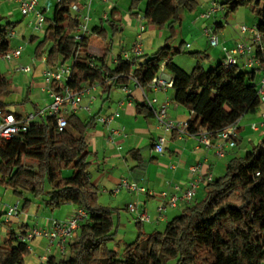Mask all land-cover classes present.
Returning <instances> with one entry per match:
<instances>
[{"label": "trees", "instance_id": "1", "mask_svg": "<svg viewBox=\"0 0 264 264\" xmlns=\"http://www.w3.org/2000/svg\"><path fill=\"white\" fill-rule=\"evenodd\" d=\"M139 2L132 0L128 13L137 15ZM220 3L225 16L240 6L251 5L258 30L264 33L262 0ZM74 4L80 5V0H56L52 16L45 19L43 39L35 48L38 58L45 54L48 66L70 60L72 70L66 86L80 90L96 84L110 92L113 87L126 88L130 81H136L139 88L148 90L164 64L173 76L172 100L193 113L185 123L186 130L195 135L206 131L212 141L222 128L236 123V146L239 119L263 103L257 91L261 69L224 67L221 59L205 68L200 62L201 55L207 57L205 52L195 54L198 60L190 71L173 62V55L182 51L183 43L181 40L176 47L170 43L176 35L175 26L181 24L183 11L196 10V0H146L143 19L158 29L168 28L169 36L150 54L130 59L118 54L113 65L108 63L113 37L123 28L107 16L102 19L107 27L93 25L89 34L77 40L74 36L79 19L72 11ZM14 26L11 22L0 25V57L12 50L8 33ZM93 34L104 41L100 55L89 52ZM258 57L263 62L264 52ZM12 94L11 82L0 71V109L17 115L9 107L29 102V91L15 103L10 100ZM136 111L149 116L153 107L146 101L138 102ZM96 116L82 119L76 113L69 114L62 131H57L54 118L42 117L32 121L26 132L0 138V184L23 199L22 210L30 203L25 194H45L43 201L50 210L73 204L86 212L67 251L59 256L49 254L40 264H168L170 260L175 264H264V135L259 143L228 159L223 174L206 181L203 196L183 206L163 230L146 233L137 221L136 238L124 243L118 252L107 243L118 231L115 217L119 210L99 202V190L90 180L86 134L95 125ZM66 168L71 173L63 176ZM46 182L49 189L45 188ZM22 231H7L0 243V264H23L29 248L19 245L25 242L19 240Z\"/></svg>", "mask_w": 264, "mask_h": 264}, {"label": "crops", "instance_id": "2", "mask_svg": "<svg viewBox=\"0 0 264 264\" xmlns=\"http://www.w3.org/2000/svg\"><path fill=\"white\" fill-rule=\"evenodd\" d=\"M212 1L213 0H196L197 8L194 12L189 14L191 18L188 23V32H194L192 35L190 33L193 42H196L199 45L204 44V46H207V49V38L203 34H199L195 28L199 27L202 32L203 26L207 25L213 26L216 31L220 32V45L217 47H210V55H208V51L206 53L204 50L207 55L205 58L207 61L216 59L218 62L222 58V47L230 48L240 39L249 41L251 35L249 33L242 35L239 28L238 30L233 31L230 35L225 33V30L222 29L223 26L220 27L217 25V23L222 22L218 18L220 14L223 13V16L226 17L224 10L218 11L208 19L202 18L201 13L209 8ZM83 2L84 0H80V3ZM52 4L54 9L56 0H52ZM12 6L19 8L18 4L13 0H0V25H2L1 22L3 20H5V24L8 22L15 23L9 18L11 16L10 13L14 11ZM93 6L94 10L92 11H94V13L97 11L100 13H98V15L93 14V12L91 13V27L93 25L106 27V24L102 21V16L107 15L109 19H113L123 28L121 33H117L113 37L114 40L115 37L118 38L116 42L113 40L112 45V49L113 46H116L117 49H114L113 52H111L110 57H108V63L113 65L112 62L115 57L120 54L122 50L128 49L134 42L138 26L142 21L140 19L142 13L138 12L137 15L128 12L124 13L123 11H120L115 4L110 8L108 13V11L103 9V5L97 1ZM38 8L44 14L45 18L52 16H48L47 12L49 8H51V0H44L42 4L38 0ZM252 14L255 18H250L248 25L257 23L256 15L254 13ZM28 17L27 24L32 19V16ZM211 18H214L213 22L210 20ZM143 23L145 24L144 19ZM182 27L183 23L180 24L179 28L183 29ZM146 30L147 27L145 26L143 33ZM148 33H153L156 38H160V40L156 42L157 47H159V42H161L164 33L159 32L153 25H148L147 34ZM124 34L130 37V41L127 43L124 42V39L122 38V35ZM34 37L36 36L32 34L30 40ZM103 47L104 46L96 47L94 51H97V53L89 48V52L90 54L100 55L102 54ZM22 56L21 52V55L18 58H15L12 63L3 60L5 62L6 73L16 67L15 65L17 62L22 60ZM43 57L45 58V56L41 57L42 61ZM1 60L2 58L0 61ZM33 63L35 65V61ZM45 65L46 63L43 61L36 64V69L34 71L32 67L31 78L25 76L20 77L21 74L18 73H14L11 77L13 93L18 95L19 99V97L23 96L28 90L30 99L29 103H31V108L25 111H23L22 105L14 106L12 111L16 114L23 115L44 107V104L43 106H39L40 104H38L37 99L34 98L32 100L31 92L39 87L43 88L44 82L41 77ZM158 76L165 81H172L173 78L172 74L164 66L161 68ZM23 81H27V83L24 85ZM123 88L124 87H113L110 92H104L100 86H97L90 91V94L95 95L97 99L89 105V111L84 108L89 100L88 95H85L81 102V108L76 112V114L82 119L96 115L97 119L99 116H108L115 112L119 114L118 116H115L109 124L101 123L95 119V125L90 128L86 134V141L90 152L87 158L90 163V180L99 190V202L102 205L117 208L119 210L116 221L117 229L119 231L121 230V227H126V218H123V215H121L122 208L120 206L124 207V210L127 211L126 206L128 203H136L139 211H146L148 213L150 221L142 223V229L144 232L147 233L155 229H160L159 227L161 224L166 223L168 220L178 215L183 206L186 205L184 203H179L175 207H169L164 212V215L157 219L158 214L156 208L163 200V197L160 196L162 192L179 195L188 186V182L198 174L203 178L208 174H211L212 178L217 177L216 171L218 172L221 169V164L222 171L223 168L225 169L223 162L221 161L222 159H230L235 155L242 154L248 150L251 145L255 144L256 141L260 138L262 139L264 135V123H260L262 121V114L264 113V103H261L253 113L245 114L239 119L238 140L236 146L233 148L224 146L225 154L223 157H219L216 154V145L221 141L217 137L212 138L213 145L206 147L203 143L199 142L197 135L189 133L186 130L185 123L193 116V113L186 107L177 104L172 100L173 89L171 85L166 88L142 90L135 86L133 81H130L126 86V89ZM146 97L148 99L154 98L156 100L152 104L153 110L158 111L164 106L168 118L180 123V126L173 130H165L159 125L153 111L149 116L138 114L136 111V103L146 101ZM47 98V101H49L50 97L48 96ZM18 101L19 100H16L15 102ZM44 103L46 102L44 101ZM252 124H256V128H253ZM113 130H117V133H113ZM158 137L164 138L162 153L156 152L153 146ZM193 165H198L199 167V171L196 174H191L189 170L190 166ZM123 177L130 181L137 182L153 194L150 195L142 192L134 194L124 189L114 192V189L117 188L120 179ZM205 183L206 180H200L193 200L199 199V194H204ZM75 207L76 206L74 205L73 209H75ZM15 221L19 222L16 227L17 230L9 226L7 231L13 229L18 232L28 229L26 216H23L20 220L15 219ZM126 238V235L123 233L121 234L119 241L127 243L125 240Z\"/></svg>", "mask_w": 264, "mask_h": 264}, {"label": "built area", "instance_id": "3", "mask_svg": "<svg viewBox=\"0 0 264 264\" xmlns=\"http://www.w3.org/2000/svg\"><path fill=\"white\" fill-rule=\"evenodd\" d=\"M18 4L19 10L23 16H32L29 21L30 26L38 32L43 33L45 30V16L38 8V0H13ZM95 0H84L80 5H72V11L78 15L79 24L76 28L75 39L81 40L85 35L89 34L91 31V10L92 3ZM100 2H107L109 0H96ZM264 2V0H262ZM220 10H224L220 0H213L209 8L201 13V17L204 19L210 18L213 14ZM102 19H107V15H103ZM138 26V31L135 36L134 42L128 49H124L120 52V56L124 59H130L132 56H138L142 54V33L145 29V24L143 23V17ZM240 33L251 35V39L246 41L240 39L235 42V44L230 47H222V64L224 67H230L235 65H240L245 69H256L260 68L261 72L257 80V91L261 102L264 103V61L261 62L258 54L259 52H264V33L258 30L257 23L253 25L242 24L239 26ZM202 34L207 38L208 44L211 47H217L220 45V38L217 31L213 26H203ZM16 36L13 30L9 31L8 38L12 39ZM186 47H189L186 44ZM259 51V52H258ZM22 46L18 45L16 48L4 54L1 58L6 62L10 63L13 59L18 58L21 55ZM80 56V54H77ZM35 59L32 58V61ZM45 62V58L43 57ZM91 65H93L91 63ZM164 64L162 65V67ZM32 66L26 65L21 67H16L17 70H21L25 73L32 71ZM72 63H59L55 66L45 65L42 71V77L44 86L42 91H44L49 97V104L42 108L36 109L32 112L26 114H13L11 112L6 113L0 109V138L9 139L13 136L19 135L27 131L29 124L42 117H52L55 120V127L57 131H62L67 125V115L76 113L77 110L81 108V102L85 95H88V104L84 108L89 111V105L96 101L97 97L91 95L90 91L95 89L98 85H86L80 90H74L66 86V82L71 75ZM134 85L137 86L133 81ZM171 85V81H165L160 76L153 78L151 81L152 88H166ZM138 87V86H137ZM126 89V88H123ZM156 100L154 98L148 99L146 97V102L152 107V104ZM157 121L161 127L165 130H173L180 126V123L168 118L166 109L162 106L158 111L153 110ZM117 112L108 116H99L97 121L109 124L115 116H118ZM264 123V113L262 114V121ZM253 128H256V124H252ZM113 133H117V130H113ZM199 142L203 143L206 147L212 144L209 134L203 131L201 134L197 135ZM237 137V124L233 123L222 128L217 138L221 141L216 145V154L219 157H223L225 154V148L233 147L235 145V138ZM164 138L158 137L154 142V149L158 153L163 151ZM191 174H196L199 171L198 165L190 166L189 168ZM210 181L212 179L211 175L208 174L204 178L196 175L189 182L188 186L182 191L181 194H168L162 192L160 194L163 197L162 202L157 206L158 218H161L169 207H175L179 203L189 204L193 201L198 183L200 180ZM124 189L130 193H147L152 195L153 193L148 191L144 186L139 185L135 181H130L127 178H121L117 188L114 192ZM126 209L129 213L135 216V219L141 223L149 222L150 217L146 211H139L136 203H128ZM7 219L12 216H18L21 211L19 210L18 203L7 206L4 212ZM86 217V212L81 208H75L71 215L66 219H53L46 218L44 224L41 227L33 226L27 230H23L19 234L20 241L32 240L35 237H43L48 241V247L46 249V254L52 253V248L56 249L60 254H64L68 249V244L72 241L75 232L78 230L79 225ZM47 255L41 257V261L46 259Z\"/></svg>", "mask_w": 264, "mask_h": 264}, {"label": "rangeland", "instance_id": "4", "mask_svg": "<svg viewBox=\"0 0 264 264\" xmlns=\"http://www.w3.org/2000/svg\"><path fill=\"white\" fill-rule=\"evenodd\" d=\"M42 4V2L44 0H39ZM132 0H109L107 2H100L97 1L98 3L100 2L101 5H103V9H105L106 11H110V8L115 4L117 5V8H119L120 11L128 12L130 4H131ZM96 3V0L93 2ZM145 3L146 0H140L139 5H138V9L137 12L142 13L143 9L145 7ZM50 4V2H49ZM92 5V10H94V6ZM12 8L14 9V11L12 13H10V19L13 20V22H15V26L12 28V30L15 32L16 36L12 39H10L11 41V46H12V50L14 48H16L18 45L22 46V60L17 62V64L15 65L16 67H21V66H32L33 67V71L36 69V64L38 62H43L42 58H38L35 55V48L38 45L39 41H41L43 39V33L35 31L30 24H27V18H29L28 16H23L20 12V10H18L19 8H15V6H12ZM52 8V9H51ZM51 8H49L48 12V16L52 15V11H53V4H52V0H51ZM91 10V13L93 12V14L98 15V13L100 12H96L94 13V11ZM253 10H252V6L251 5H247V6H240L238 7V9H236L235 11H231L227 14L226 17L223 16V13L220 14V16L218 17L222 23H223V27L222 29L225 30V33H227L228 35H230L233 31L238 30L239 26L242 24L248 25L249 24V20L250 18L254 19L255 16L252 14ZM189 12L187 11H183L182 13V22L183 23V29H180L179 26L180 25H176L175 29H176V35L173 39L170 40V43L172 46L176 47L179 45L180 41L183 40L182 43V51L175 53L173 55V62L179 66L180 68H182L185 71H190L192 66L197 62L198 57L195 56L196 53H201L204 50L208 51V55H210V47L208 44V49L207 46L204 44L199 45L196 42H193V40L191 39L192 36H190L194 33L192 31L188 32V23L190 21V16H189ZM9 19V20H10ZM212 22L214 20V18L210 19ZM218 20V19H217ZM4 21V22H3ZM1 22V24H5V20H3ZM145 22V26L147 27V30L143 33V53L144 54H150L152 52H154L158 47L156 45V42L158 40H160V38H156V36H154L153 33H148V23L144 20ZM249 26V25H248ZM107 27V26H106ZM108 29V28H107ZM158 29V28H157ZM197 29V32L199 34L202 35L201 29L195 28ZM200 30V32H199ZM109 31V30H108ZM159 32L164 33L161 42H159V44L161 45L166 36H169V31L168 28H164V29H158ZM179 31V32H178ZM178 32V33H177ZM121 33V32H118ZM35 35V40H30V36L31 35ZM217 34L220 38L221 34L220 32L217 31ZM118 36V35H117ZM121 37V35H120ZM122 38L124 39V42H129L130 37H128V35L124 34L122 35ZM90 49L92 51H94V49L96 47H102L104 46V41L97 35L93 34L91 35V39H90ZM114 40V38H113ZM118 40L117 37H115V42ZM186 44L190 45V47H186ZM117 45V44H116ZM49 44L46 46V50L48 49ZM114 49H117V47L113 46V49L111 50V52H113ZM204 51V52H205ZM97 53V51H94ZM45 56V54L43 55ZM32 57L35 58V65H34V61H32ZM1 59V58H0ZM15 59H13L14 61ZM37 62V63H36ZM67 62H70V60H68ZM201 64H203V66L205 68H210L213 67L217 64V60H210L207 61L203 55H201ZM12 63V61H11ZM34 65V66H33ZM16 67H14L12 70H9L10 72L6 73V68H5V62L3 61V59L0 61V71L5 75L6 78L9 79V81L12 83L11 81V77L13 76L14 73H18L21 74L20 77H28L31 78V74L30 73H25L21 70H17L15 69ZM31 67V68H32ZM41 79L43 80V77H41ZM25 83H27V81H23V84L25 85ZM27 86V85H26ZM25 94V93H24ZM32 94V100L35 98L38 100V104H40L39 106H45V104H49L50 100H48V96L45 94V92L42 91V87H39L37 89H34V91L31 92ZM47 96L46 98H44L45 96ZM24 97L21 96L18 99V95H16L15 93L12 94L11 96V102L15 103L16 100L22 101V98ZM44 101L46 103H44ZM14 105H10L9 108H13ZM31 108V103L26 102L24 104H22V109L23 111L25 110H29ZM261 139V138H260ZM260 139L258 141H256L255 144L260 142ZM229 158H224L221 161L223 162V166L225 167V163L227 162ZM224 172V168L222 171V164H221V169L217 172L216 171V176H219L221 174H223ZM71 173V169H63L62 170V175L63 176H68ZM49 184L46 182L45 183V188L49 189ZM123 194V193H122ZM203 195L199 194L198 198H201ZM25 197L30 199V203L29 205L22 210V205H23V199L18 198L12 191L11 188L5 187L3 185L0 184V243L3 242V239L6 237L7 234V229L9 228V226H11L12 228H15L17 230V224L19 223L18 221L16 222L15 219H21L23 218V216H26V222H27V228H32L33 226H37V227H41L46 218H53V219H66L68 218L72 211L74 210V205L72 206V204H63L61 206H59L58 208H55L53 210H50L49 208H47L44 204L43 199L46 197V195H41L39 197H33L30 194H25ZM18 203V207L19 210H22V213L19 214L18 216H12L9 219H7L6 214L4 213L5 210L7 209V206H11ZM121 209V215H123V218H126V227H121V230L117 231L116 235H115V239L111 240L107 243V245L114 249L117 250L118 252H121L124 248V243L119 241V238L121 237V234H125L126 235V242H131L132 240H134L136 238L137 232H138V225H137V220L135 219V216L131 213H129L128 211L124 210V207L120 206ZM37 220V221H36ZM8 221V222H7ZM117 221V218L115 217V222ZM21 222V221H20ZM23 222V221H22ZM39 222V223H36ZM146 223V222H145ZM116 224V223H115ZM165 226V223L161 224V226L159 227L160 229L157 230H163ZM151 232V231H149ZM147 232V233H149ZM20 246H28V252L25 254L24 257V262L23 264H40L41 262V257L44 255H49L48 253L46 254V249L48 247V241L43 238V237H35L32 240H28L19 243ZM56 249L52 248V253L51 254H56V255H60V253L58 252ZM168 264H175L174 260H170L168 262Z\"/></svg>", "mask_w": 264, "mask_h": 264}]
</instances>
